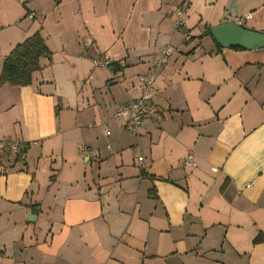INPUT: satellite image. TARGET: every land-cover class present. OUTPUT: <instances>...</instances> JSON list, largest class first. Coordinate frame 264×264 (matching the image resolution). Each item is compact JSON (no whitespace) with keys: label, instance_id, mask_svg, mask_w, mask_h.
I'll list each match as a JSON object with an SVG mask.
<instances>
[{"label":"crops","instance_id":"0c3cea01","mask_svg":"<svg viewBox=\"0 0 264 264\" xmlns=\"http://www.w3.org/2000/svg\"><path fill=\"white\" fill-rule=\"evenodd\" d=\"M246 13L264 32V0H0V75L36 31L52 53L0 86V139L27 150L0 147V264H264V49L207 35ZM169 45L133 134L114 114Z\"/></svg>","mask_w":264,"mask_h":264},{"label":"built area","instance_id":"2783aa9c","mask_svg":"<svg viewBox=\"0 0 264 264\" xmlns=\"http://www.w3.org/2000/svg\"><path fill=\"white\" fill-rule=\"evenodd\" d=\"M189 8V3L186 1L182 4L181 8L177 11V17L175 20V28L178 31L184 32L185 36H189L186 30V12ZM30 17H33L31 14ZM251 17L250 13H246L243 16L236 17L233 22L238 25L244 24V19H249ZM93 42H89L87 46H91ZM171 46H166L160 55L156 56L152 60L151 68L148 72L140 74L138 80L141 84L140 96L136 99H132L126 104L120 106L114 114V117L119 119L126 117L129 122L127 128L133 133L138 135L140 133V128L143 122L155 115L157 109L153 104V97L157 92L156 78L160 69L164 66L166 59L171 51ZM117 62V60L112 55L101 52L97 58L93 60V63L97 67L101 68H112V66ZM26 143L19 138H8L4 137L0 139V147L7 152L16 153L21 159L25 158L26 155ZM83 151L89 153V151L84 147ZM141 168L143 169V156L138 157ZM195 164V157L192 153H189L185 160V166H193Z\"/></svg>","mask_w":264,"mask_h":264},{"label":"trees","instance_id":"16d2710c","mask_svg":"<svg viewBox=\"0 0 264 264\" xmlns=\"http://www.w3.org/2000/svg\"><path fill=\"white\" fill-rule=\"evenodd\" d=\"M210 30L211 27H208L207 35L212 36ZM216 45L218 50L222 49L219 44ZM231 48L244 50L238 46ZM51 58L52 53L46 44L45 38L40 31H36L24 41L18 43L5 58L0 75V86L6 83L19 87L30 85L33 82L34 72L42 70V61L44 59L50 60ZM113 66L112 69L114 68ZM25 151L27 150L25 149ZM17 159L21 160L18 155Z\"/></svg>","mask_w":264,"mask_h":264},{"label":"water","instance_id":"95a60500","mask_svg":"<svg viewBox=\"0 0 264 264\" xmlns=\"http://www.w3.org/2000/svg\"><path fill=\"white\" fill-rule=\"evenodd\" d=\"M215 42L222 48L238 46L246 50L264 49V32L256 31L235 22L223 20L210 30Z\"/></svg>","mask_w":264,"mask_h":264},{"label":"rangeland","instance_id":"374dc122","mask_svg":"<svg viewBox=\"0 0 264 264\" xmlns=\"http://www.w3.org/2000/svg\"><path fill=\"white\" fill-rule=\"evenodd\" d=\"M248 25V24H247ZM249 26H250V24H249Z\"/></svg>","mask_w":264,"mask_h":264}]
</instances>
